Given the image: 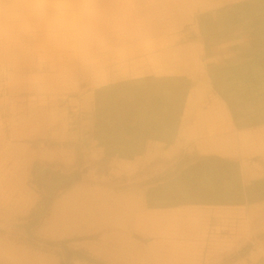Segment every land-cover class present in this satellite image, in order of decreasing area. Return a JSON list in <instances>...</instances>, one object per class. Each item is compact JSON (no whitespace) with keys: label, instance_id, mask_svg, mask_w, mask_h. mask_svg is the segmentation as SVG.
<instances>
[{"label":"rangeland","instance_id":"374dc122","mask_svg":"<svg viewBox=\"0 0 264 264\" xmlns=\"http://www.w3.org/2000/svg\"><path fill=\"white\" fill-rule=\"evenodd\" d=\"M262 2L0 0V264H107L46 239L55 202L117 207L129 194H149L161 169L135 160L128 107L136 92L153 85L148 95L157 96L170 77L214 87L216 66L217 93L251 99L244 68L264 64ZM220 45L227 56L216 63ZM84 180L113 193H74ZM252 198L232 220L227 239L237 249L221 264L264 251V180Z\"/></svg>","mask_w":264,"mask_h":264},{"label":"crops","instance_id":"0c3cea01","mask_svg":"<svg viewBox=\"0 0 264 264\" xmlns=\"http://www.w3.org/2000/svg\"><path fill=\"white\" fill-rule=\"evenodd\" d=\"M262 3L259 9H264ZM223 49L215 50L214 62L227 56ZM244 72L256 89L244 102L234 92L217 93L216 66L214 87L211 81L198 85L189 76L170 77L157 85V96L148 95L153 85L136 92L140 98L128 107L134 114L135 160L144 165L141 169H161L148 185L149 194H129L117 207L103 200L88 208L89 201L82 200L76 210L63 196L43 227L46 239L72 242L107 264L223 263L226 253L237 249L227 239L236 223L232 220L238 210L247 213L256 204L253 185L264 180V64L247 66ZM207 101L212 102L208 109ZM130 117L120 119L127 125ZM72 191L92 197L113 193L103 183L85 180ZM229 264H264V251Z\"/></svg>","mask_w":264,"mask_h":264},{"label":"flooded vegetation","instance_id":"af4514ba","mask_svg":"<svg viewBox=\"0 0 264 264\" xmlns=\"http://www.w3.org/2000/svg\"><path fill=\"white\" fill-rule=\"evenodd\" d=\"M44 176H45V177H47V175H46V174H45ZM38 179H41V176H40V175H38ZM62 184H63V183H62ZM65 184H66V183H65ZM41 187H42V188H44V186H43V185H41Z\"/></svg>","mask_w":264,"mask_h":264},{"label":"bare ground","instance_id":"6f19581e","mask_svg":"<svg viewBox=\"0 0 264 264\" xmlns=\"http://www.w3.org/2000/svg\"><path fill=\"white\" fill-rule=\"evenodd\" d=\"M30 258V257H29ZM19 262V261H18Z\"/></svg>","mask_w":264,"mask_h":264}]
</instances>
